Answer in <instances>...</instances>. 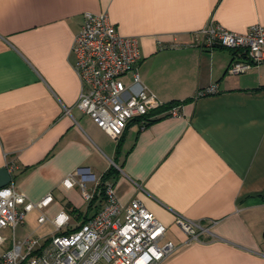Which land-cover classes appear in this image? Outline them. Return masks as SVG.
Here are the masks:
<instances>
[{
    "label": "crops",
    "instance_id": "0c3cea01",
    "mask_svg": "<svg viewBox=\"0 0 264 264\" xmlns=\"http://www.w3.org/2000/svg\"><path fill=\"white\" fill-rule=\"evenodd\" d=\"M87 12L138 40L142 84L179 116L132 122L118 142L78 109L72 45ZM210 20L264 27V0H0V169L31 202L53 197L18 240L51 237L61 212L72 230L98 213L102 195L88 203L63 185L86 168L90 192L109 182L122 205L137 200L167 227L179 247L162 264H264V63L229 74L239 53L200 44ZM178 216L212 225V237L184 245Z\"/></svg>",
    "mask_w": 264,
    "mask_h": 264
},
{
    "label": "built area",
    "instance_id": "2783aa9c",
    "mask_svg": "<svg viewBox=\"0 0 264 264\" xmlns=\"http://www.w3.org/2000/svg\"><path fill=\"white\" fill-rule=\"evenodd\" d=\"M198 35L204 48L239 53L229 74H243L264 63L263 26L255 25L240 34L210 20ZM72 54L73 69L81 84L77 107L113 140L119 141L132 122L144 128L162 115L154 116L152 112L165 104L142 84L138 40L120 35L106 13L84 14ZM217 91V86H210L199 96ZM166 113L179 116L180 105ZM77 176H81V182ZM89 178L95 177L88 169L80 168L63 185L67 189L79 186L88 203L98 193L102 195L98 213L72 230L71 216L61 212L51 222L56 233L45 239L31 235L18 240L15 230L25 225L31 212L48 207L53 197L33 203L12 185L0 189V264H162L178 250L179 245L166 239L167 227L143 203L133 200L122 205L109 182L100 184L99 192H90L85 181ZM48 221L44 214L38 218L40 225ZM176 224L187 236L184 245L203 242L213 235L212 225L204 226L180 216Z\"/></svg>",
    "mask_w": 264,
    "mask_h": 264
},
{
    "label": "water",
    "instance_id": "95a60500",
    "mask_svg": "<svg viewBox=\"0 0 264 264\" xmlns=\"http://www.w3.org/2000/svg\"><path fill=\"white\" fill-rule=\"evenodd\" d=\"M12 183V176L9 173L7 167L0 169V189L10 185Z\"/></svg>",
    "mask_w": 264,
    "mask_h": 264
},
{
    "label": "trees",
    "instance_id": "16d2710c",
    "mask_svg": "<svg viewBox=\"0 0 264 264\" xmlns=\"http://www.w3.org/2000/svg\"><path fill=\"white\" fill-rule=\"evenodd\" d=\"M175 105H177V104H174V103H173V104H170V105H164V106L162 107V109L152 112V115H154V116H156V115H160L161 113L170 110V109H171L172 107H174ZM158 120H160V117L151 120L146 126H149V125H151L152 123H154V122H156V121H158ZM122 137H123V136H122ZM122 137H121V138H122ZM121 138H120V140H121ZM120 140H119V141H120ZM119 141H118V142H119ZM103 183H104V182H103Z\"/></svg>",
    "mask_w": 264,
    "mask_h": 264
}]
</instances>
